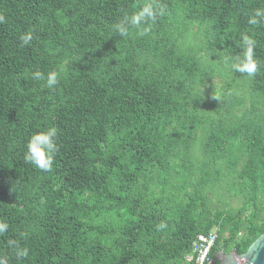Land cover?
I'll use <instances>...</instances> for the list:
<instances>
[{
  "label": "trees",
  "instance_id": "trees-1",
  "mask_svg": "<svg viewBox=\"0 0 264 264\" xmlns=\"http://www.w3.org/2000/svg\"><path fill=\"white\" fill-rule=\"evenodd\" d=\"M146 3L162 12L146 35L113 33ZM257 8L264 0H0V256L194 264L193 240L213 229V261L222 248L245 252L264 232V22L248 23ZM245 38L254 76L231 68ZM36 71H56L58 85ZM51 127L58 151L43 172L24 153ZM224 175L237 207L212 206Z\"/></svg>",
  "mask_w": 264,
  "mask_h": 264
},
{
  "label": "clouds",
  "instance_id": "clouds-1",
  "mask_svg": "<svg viewBox=\"0 0 264 264\" xmlns=\"http://www.w3.org/2000/svg\"><path fill=\"white\" fill-rule=\"evenodd\" d=\"M160 14L162 12L157 10L152 3H146L138 11L133 12L131 15L125 14L122 19L116 22L113 25V33L122 38H127L130 35V29L134 28L137 30L138 35L144 36L148 32V28L142 26L155 22ZM261 22H264V10L257 8L250 13L248 23L256 25ZM32 39L33 33L31 31L22 33L19 37L22 46L30 44ZM243 48L245 50L244 55L233 62L231 68L234 72L254 76L257 73L258 64L252 55L253 42L245 38ZM33 79L45 81V86L49 89L55 88L59 83L56 71H50L46 76L44 73L36 71L33 73ZM215 98L219 99V97ZM57 135V130L54 127L37 131L31 135L26 144L25 161L38 170L50 172L54 165L55 153L58 151ZM8 227L7 223L0 222V235L5 234ZM165 228H167V225L163 222L157 225V230ZM28 254L27 248H17L16 250L17 258L27 257ZM0 264H9V261L6 257L0 256Z\"/></svg>",
  "mask_w": 264,
  "mask_h": 264
},
{
  "label": "water",
  "instance_id": "water-1",
  "mask_svg": "<svg viewBox=\"0 0 264 264\" xmlns=\"http://www.w3.org/2000/svg\"><path fill=\"white\" fill-rule=\"evenodd\" d=\"M219 262L211 259L210 264H264V232H262L245 252L235 249L226 252L224 248L217 252Z\"/></svg>",
  "mask_w": 264,
  "mask_h": 264
},
{
  "label": "built area",
  "instance_id": "built-area-1",
  "mask_svg": "<svg viewBox=\"0 0 264 264\" xmlns=\"http://www.w3.org/2000/svg\"><path fill=\"white\" fill-rule=\"evenodd\" d=\"M217 231L198 233L192 242V249L186 253V259L194 264H210V251L215 244Z\"/></svg>",
  "mask_w": 264,
  "mask_h": 264
},
{
  "label": "rangeland",
  "instance_id": "rangeland-1",
  "mask_svg": "<svg viewBox=\"0 0 264 264\" xmlns=\"http://www.w3.org/2000/svg\"><path fill=\"white\" fill-rule=\"evenodd\" d=\"M224 78L225 77L221 74L213 77L214 81L220 82H222ZM230 178L229 175H224L221 178L220 183L215 187L214 192L211 194L212 206L214 208H229L230 206L237 207L239 205L241 197L235 198L233 193L226 189ZM213 230L216 231L215 229Z\"/></svg>",
  "mask_w": 264,
  "mask_h": 264
}]
</instances>
